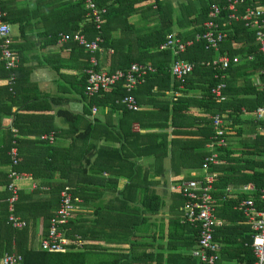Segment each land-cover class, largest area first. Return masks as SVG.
<instances>
[{
	"label": "trees",
	"instance_id": "16d2710c",
	"mask_svg": "<svg viewBox=\"0 0 264 264\" xmlns=\"http://www.w3.org/2000/svg\"><path fill=\"white\" fill-rule=\"evenodd\" d=\"M148 1L96 0L98 6L108 8V13L105 16L106 24L103 27L104 43L102 44V48L115 50L114 55L110 59L109 72L113 73L118 70H126L133 62L147 64L156 69V74L150 76L144 85L133 91L134 96H137L140 106H143L139 97L144 88H149V91L152 92L148 95L149 102H145L144 105H155L156 102L160 101L161 97H164L166 92L179 90V82L174 81L170 76V67L176 58L170 51L157 52L160 45L166 41L168 32L159 31V37L151 33L150 35H146L145 38H141V44L137 49L139 51L137 56H135L132 50L124 53L120 49V46H124V38L114 41L107 31V25L112 22V19L118 16L128 28L132 29L128 23V17L131 14L137 13L138 6ZM153 1L155 5L156 3L159 6L162 4L160 0ZM216 4L225 5V1ZM65 7H67V4H65ZM3 8L8 11L9 15L15 12L20 15L12 23L19 26L21 37H25L27 31L33 28L32 23H30L33 15L30 14L28 18H25V11L23 10L13 9L4 4ZM209 8L210 4L202 10V19L196 21L200 22L198 24L200 27L196 30V34L203 32L202 25L208 19ZM52 10L53 7L51 6L50 11ZM70 10H75L79 15L73 21V25L64 32L76 33L81 30L87 34L89 39H94L97 34L94 26L91 23H84L87 13L84 4L80 1L72 2ZM239 24H232L230 28H224L225 32H227L224 46L226 50L224 52L227 53L229 58L233 59L235 50L230 49L231 44L243 42L244 44L240 45L239 54L256 56L258 60L261 58L264 62L256 46L255 30L251 29V31L246 29L244 24ZM59 31H62V29ZM59 31L51 35L52 42H57ZM194 39L195 35L192 37V40ZM142 40L147 41V43L144 44ZM72 46L76 50L78 45L72 44ZM222 53L223 49H221L220 54ZM213 57L214 52L204 51L203 42H194L191 48L187 49L179 57L180 60L194 65L192 75L187 78L185 83L186 90H189L197 83L201 84L199 88L202 89V99L181 98L177 99V102L172 106L167 101L166 111L168 117L165 125L169 127L172 121V124L176 128L175 136L180 134V125L184 126L183 124H178L176 117L178 110L184 112L189 110L190 107L198 105L212 113L222 114L232 107V104L229 102L223 104L217 103L211 94V88L216 84L214 78L215 72L211 67L201 66L200 63L211 61L214 59ZM1 70L3 72L1 76L6 78L7 72L3 67ZM230 73H237V65L230 67L228 74ZM86 79L85 77V81L82 84V92L84 91ZM156 89L157 93H154ZM125 93V90L121 86L104 91L98 97L90 100L89 110L93 106L96 108L109 107L112 110H122L124 114H131L132 112L127 110L124 105L117 103ZM258 107L251 109V111L258 110ZM171 110L173 112L172 115ZM18 112L11 113L10 109H8L5 114L0 116V133L2 130V117L4 115H12L15 116L14 127L18 129V134H27L21 131L18 126L17 120L20 118ZM150 113L143 112V115L147 116ZM234 113L237 116L236 112ZM86 115L90 117L88 113ZM61 116L67 122H70L71 125L74 122H78L81 125L83 122H87L85 118L73 116L69 112L61 113ZM86 124L89 127L96 126ZM204 124V126L200 125L197 127L198 131L196 134H201V138L190 134L188 136L190 139L181 141L183 139H170L169 134H161L164 135L162 139V141L164 140L162 142V160L164 161L170 154L174 160V157L176 158V148L179 150L178 154L182 155V160L187 157L185 155H188V150H190L191 155L196 159V164L192 166V170L200 169L204 158L208 155H206L204 147L214 135L212 121L208 120ZM191 125L192 127L195 126L193 123ZM46 130L48 132L40 131L36 135L40 137L45 133L51 134L56 129L51 127ZM130 134L132 136L146 138L161 136L155 134L142 135L132 131H130ZM0 135L8 136L6 138L9 139V143L5 144V138H2V145L0 146V189L3 190L0 192V259L5 252H15L22 256V264H201L192 256V251L198 242L199 230L185 221L183 209L186 201L181 194L177 192L174 194L173 212L165 221L161 219L160 225H157L158 218L162 217L166 204L161 196L149 189L152 186V182H149L147 179H139L137 175V164L124 163L123 160L126 155L121 153L120 149L105 145L102 147L96 145L88 146L87 144L90 142L89 137L87 136V139L82 135L69 148L54 147L41 139L29 142L17 139L19 166L16 170L19 173L30 175L34 181L40 183V187L45 186L49 189V192H45V198L37 197L41 193L40 190L35 191L33 194L21 193L20 202L17 207L18 214L28 222H37L39 219H43L49 234L50 222L59 207L60 192L66 186L75 188L76 196L81 199L83 198L84 203H87L95 197L98 200L104 197L105 188L116 189L119 178L127 176V183L114 195L113 199L98 207L96 226L93 225L92 228L85 227L79 219L77 221L71 219L68 225L63 227L67 232L66 238H73L75 235L80 237L82 240V249L71 250L61 254H50L49 252L36 250L32 246H29V228L15 230L7 222L8 212L6 200L10 195L6 190L10 183L7 169L11 166L8 153L11 145H13V138L12 133L9 132ZM193 137H197V139ZM103 139L106 138H102L101 140ZM81 141L84 143L81 145L78 144ZM246 143L249 149L255 151L249 156L244 157L242 155L236 159V165H240V170L236 171V177H243V180H240L238 186L253 184L255 192L250 195H240L233 199L227 197L223 192L215 194V189L216 191L224 190V188L216 185L217 188L214 187L212 194L216 200V214L218 218L228 221L227 225L217 228L214 232V240L222 245L221 261L219 263L235 262V264H254L256 261L251 248L252 228L247 225V220L243 213L239 211L238 204L243 201L253 200L258 204L259 208L262 206L260 195L264 189V163H256L253 158H264V137H258L254 141L249 140ZM26 145H32L34 148L32 153H28L27 149H23V146ZM93 151H96V159L94 162L90 158ZM113 154H116L118 157L114 158ZM223 154L225 155V153ZM57 173L60 174L64 182H53ZM105 173L109 174V177H104ZM125 173H131L132 175L128 174V176ZM179 183L181 182L179 181ZM228 184L226 183V185ZM93 193H97V195H92ZM90 240L96 241L97 244L86 245L85 241ZM157 240H161V243L164 244L155 247L153 243L157 242ZM99 242L106 244H124L128 248L111 249L117 251H110V249L100 246Z\"/></svg>",
	"mask_w": 264,
	"mask_h": 264
},
{
	"label": "crops",
	"instance_id": "0c3cea01",
	"mask_svg": "<svg viewBox=\"0 0 264 264\" xmlns=\"http://www.w3.org/2000/svg\"><path fill=\"white\" fill-rule=\"evenodd\" d=\"M77 1L78 0H1L2 7L4 4L13 9L25 11V18H28L29 15L32 14L33 17L30 23H32L33 28L27 31L25 37H21L19 26L12 23V21L17 19L20 15H18L17 12L9 15L8 11L3 8L6 12L5 22L11 26V36L13 40L12 50L18 56L19 61L18 67L15 70L16 81L12 91H9L7 77L1 76V74H3L1 70L3 65L0 61V116L5 114L8 109H10L11 113L19 111L18 115H20V118L18 120L16 119L18 121V126L21 131L27 134H18V129L14 127L15 116L12 115H4L2 117V130L0 134L9 132L12 133V138L15 142L17 139L29 142L41 139L46 133L40 137H38L36 133L40 131L48 132L46 129L52 127L56 130L51 134L55 133L57 137L56 144L52 145L54 147L69 148L74 144V141L82 135L87 139L89 137L90 142L87 144L88 146L96 145L102 147L105 145L120 149L121 153L126 155L123 162L137 164V175L139 179H147L149 182H152V186L149 189L165 200L166 207L162 213V217L158 218L159 221L157 225H160L161 219L165 221L173 212L174 194H176V192L172 189L180 185L179 181L202 180L206 176H212V194L214 192V187L217 188L216 185L224 188V190L216 191L215 189V194L223 192L227 197L233 199L240 195H250L254 193L255 191H243L244 187L254 186L253 184L238 186L240 180H243V177H236V171L240 170V165H236V159L242 155L245 157L254 153L255 150L249 149L246 143L247 141H254L258 137H264V119L259 120L256 118L257 109L251 111V109L257 108L259 105L260 107H258V109L264 108L263 60L261 58L258 60L256 56L239 54L240 45L244 43H232L230 49L235 50L234 57L238 59L237 73L228 74L226 80L227 89L225 91L226 101L220 103L229 102L232 104V107L222 114L212 113L198 105H194L184 112L178 110L176 116L178 124H183L184 126L180 125V134L177 136H175L176 128L172 124V121L169 127L165 125L168 117L166 103L168 101L170 106H172L177 102V99L181 98L202 99V89L199 88L201 86L199 83L192 86L189 90L185 88V90H181L179 93H176L178 90L166 92L164 97H161L160 101L156 102L155 105H144L145 102H149L148 100L150 99L148 95L152 93L149 91V88H144L139 97L141 103H143V106H140V111H131V114H124L122 110H112L109 107L96 108L93 106L92 108H95L97 111L94 115L92 113V108L89 110L90 100H88L82 92V84L86 77L85 71L89 67V55L77 43L59 44L58 42H52L51 37L52 34L57 33L60 29H62V31H59V33H66L64 31L68 30L69 27L73 25V21L77 18L79 13L75 12V10H70V6L72 2ZM160 1L162 2L160 6L157 5V3L155 5L153 0L139 5L138 12L128 17V23L132 29L128 28L118 16L112 19L111 23H108L107 31L114 41L124 38V46H120V49L123 50L124 53L132 50L133 54L137 56L139 51L137 49L141 44V38L143 39L146 35H150L151 33L159 37V31L168 32V35H175L185 41L192 40L193 35H195V37L198 35L196 34V30L200 27V25H198L200 22L196 21L202 19V10L209 6V4H216L222 1L226 3V0ZM243 1L244 5L239 8L240 14L244 13L245 8H263V0ZM65 4H67V7H65ZM51 6L53 7L52 11H50ZM84 23H86V21H84ZM236 24L240 25L239 23ZM247 29L251 30L250 28ZM142 42L144 44L147 43L145 40H142ZM72 44L78 45L76 50H74ZM256 44L258 48V43L256 42ZM224 46L225 42L222 44L219 52L214 53V59L224 54L228 57L227 53L224 52V50H226ZM221 49H223L222 54H220ZM114 51L113 49L102 48V50L96 54L97 71L110 73V59L114 55ZM157 52L159 51L157 50ZM154 93H157V89ZM64 112H69L73 116L83 117L87 122H83L82 125L80 123L78 124V122H74L71 125L70 122H67L61 116V113ZM143 112L151 113L146 116L143 115ZM234 112H236L237 116H235ZM87 113L90 117L86 115ZM172 114L173 112L171 115ZM215 115H221L225 123L226 135L224 145L220 147H211L213 135L209 143L204 147L206 155L208 154L204 160L211 154H215L217 157L216 165L210 166L207 172H204L202 170L203 160L200 169L192 170V166L196 164V159L191 155L190 150H188V155H185L187 157L181 160L182 155L178 154V148H176V158L174 157V160L171 154L164 161L162 160V142L164 141H162V139L164 135L161 134H169L170 139H183L181 141L190 139L188 138L190 134H194V136H199L201 138V134H196L198 131L197 127L200 125L204 126V123L208 120L212 121ZM182 117L184 118L182 119ZM86 123L91 124V126H96L89 127ZM192 123L195 124V126L192 127ZM130 131L142 135L155 134L161 136H155L154 138L138 137L132 136ZM6 137L8 136L0 135V146L2 145V138H5V144L9 143V139ZM101 137L106 139L101 140ZM193 138L197 139V137ZM82 143L84 142L81 141L78 144L81 145ZM180 144L182 145V143ZM23 149H27L28 153H32L34 148L32 145H26L23 146ZM223 153H225V155ZM113 155L114 158L118 157L116 154ZM90 158L92 162L95 161L96 151H93ZM253 159L256 163H264L263 157ZM8 171L9 168L7 169V172ZM125 174L132 175L131 173ZM27 176L26 180L18 183L20 197L21 193L33 194L35 191L40 190L41 193L37 195V197L45 198V192H49V189L45 186L40 187V183L34 181L30 175ZM104 177H109V174L105 173ZM53 182L61 183L64 181L61 179L60 174L57 173ZM126 183L127 176L119 178L116 189L105 188L104 197L99 200L95 197L87 203H84L83 198L81 199L76 196L75 188L66 186L60 192L59 207L62 192L66 188H69L72 190V195L83 200V205L81 204L80 209L75 213L72 220L77 221V219H79L85 227L92 228L93 225L96 226L97 224L95 222L97 219L96 213L98 212V207H101L113 199L114 195H116ZM226 183L229 184L226 185ZM90 187L92 188V186ZM2 191L3 190L0 189V192ZM92 195H97V193H93ZM8 199L9 198L6 200V204L9 217ZM19 202L20 198L16 204V215L24 219L17 211ZM222 220L226 222L225 225L228 224V221L225 219ZM27 223L28 226L26 228H29V246H32L36 250H41L40 245L42 240L49 235L44 220L39 219L37 222L27 221ZM85 244L95 245L97 242L90 240L85 241ZM163 244L161 240H157V242L153 243L155 247ZM99 245L103 248L110 249V251H117L111 249L128 248V246L124 244H106L104 242H99Z\"/></svg>",
	"mask_w": 264,
	"mask_h": 264
},
{
	"label": "built area",
	"instance_id": "2783aa9c",
	"mask_svg": "<svg viewBox=\"0 0 264 264\" xmlns=\"http://www.w3.org/2000/svg\"><path fill=\"white\" fill-rule=\"evenodd\" d=\"M82 2L87 10L85 21L91 23L96 31V37L90 40L86 33L81 30L76 33H59L57 42L77 43L89 55V67L85 71L86 84L84 87V96L88 100L121 86L125 90V95L120 99V103L129 111H140L141 107L133 91L144 85L150 76L156 74V69L147 64H131L129 68L123 71L108 73L97 71L96 54L102 50L103 27L105 25V16L108 13L107 7L98 6L96 0H78ZM244 5L243 0H226L225 5L211 4L208 12V19L203 24V32L196 35L194 40L185 41L175 35H168L166 41L160 45L159 52L170 51L176 58L170 68V76L174 81L179 82V91L185 89L187 78L191 76L194 65L179 59L185 51L194 44V42H203L204 51L219 52L222 44L226 40L224 28H230L232 24L242 23L245 28L255 30L256 42L259 52L264 59V0L263 8H245L244 13H239L240 6ZM6 12L3 10L0 0V40L1 54L0 61L4 70L7 72V85L9 91L13 90L15 84V70L18 67V56L12 50L11 26L5 22ZM251 59V58H250ZM236 57L229 58L225 54L219 55L211 61L201 62L204 67H211L215 72L216 84L211 88V94L214 99L221 103L226 101L225 91L227 89L226 80L228 71L232 65H237ZM95 108L92 113L96 114ZM256 118L264 119V108L257 111ZM212 125L215 134L212 139L211 147H220L224 145L226 135L225 123L221 115H215L212 118ZM43 141L49 145L56 144V134L43 135ZM9 156L11 166L8 171L10 183L7 191L10 194L8 199L9 217L8 223L16 230L25 229L28 226L27 221L16 215V204L20 198L19 182L26 180L25 174L19 173L16 169L19 166L18 150L15 140L12 141ZM217 164L215 154L208 156L202 165V170L207 172L210 166ZM264 172V168H263ZM212 176H206L202 180L183 181L180 185L173 187V191L180 193L186 201L183 209L184 218L187 223L198 228V242L192 251V256L201 264H218L221 261L222 245L214 240V232L226 224L218 218L216 214V200L212 196ZM244 192L255 191L254 186L243 188ZM260 202L262 206L253 200L243 201L238 204V209L243 213L247 220V225L252 228L251 248L255 256L254 264H264V189L261 191ZM83 200L72 195V190L66 188L61 194L60 207L57 214L51 220L49 235L41 242L40 249L50 254H61L67 251L82 249V240L75 235L73 238H66V230L63 228L73 219L75 213L80 209ZM236 210V209H235ZM74 246V248H73ZM22 258L14 252L3 254L0 264H21Z\"/></svg>",
	"mask_w": 264,
	"mask_h": 264
},
{
	"label": "rangeland",
	"instance_id": "374dc122",
	"mask_svg": "<svg viewBox=\"0 0 264 264\" xmlns=\"http://www.w3.org/2000/svg\"><path fill=\"white\" fill-rule=\"evenodd\" d=\"M221 264H230V263H227V262H222ZM235 264V263H234Z\"/></svg>",
	"mask_w": 264,
	"mask_h": 264
}]
</instances>
